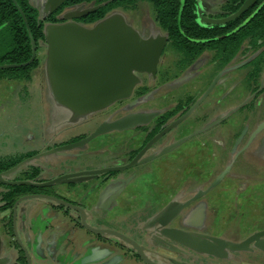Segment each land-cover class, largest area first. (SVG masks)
<instances>
[{
    "label": "flooded vegetation",
    "instance_id": "obj_1",
    "mask_svg": "<svg viewBox=\"0 0 264 264\" xmlns=\"http://www.w3.org/2000/svg\"><path fill=\"white\" fill-rule=\"evenodd\" d=\"M229 1L196 0L197 21L225 24L247 0L225 16ZM68 2L46 20L66 22ZM152 6L164 33L139 35L166 43L128 98L57 118L43 146L37 130L0 136V264H264V45L227 59L233 45L193 38L188 57ZM5 78L26 81L15 94L34 110L35 77Z\"/></svg>",
    "mask_w": 264,
    "mask_h": 264
},
{
    "label": "water",
    "instance_id": "obj_2",
    "mask_svg": "<svg viewBox=\"0 0 264 264\" xmlns=\"http://www.w3.org/2000/svg\"><path fill=\"white\" fill-rule=\"evenodd\" d=\"M65 1L47 0L46 10L54 12ZM254 1L247 0L237 13L216 22L234 19ZM97 8L68 11L64 14L66 22L45 27L52 92L58 102L76 113L97 111L128 98L137 83L134 70H155L166 43L164 37L142 38L120 15L107 16L92 25L74 20ZM36 54L34 46L29 61L0 68L27 66Z\"/></svg>",
    "mask_w": 264,
    "mask_h": 264
},
{
    "label": "trees",
    "instance_id": "obj_3",
    "mask_svg": "<svg viewBox=\"0 0 264 264\" xmlns=\"http://www.w3.org/2000/svg\"><path fill=\"white\" fill-rule=\"evenodd\" d=\"M148 1L154 5L157 11V20L168 31L172 43L183 50L188 57L191 56L189 53L192 52L193 38L208 40L215 37L212 40L215 45L221 47L227 44L233 45V49L225 48L229 50L225 57L227 59H231L235 55L246 39L259 47L264 45V0H257L256 4L240 17L225 24H216L213 27L204 26L197 21L196 0ZM85 2H93L98 8L81 20L85 23H96L107 17L114 9L128 8L131 4H136L137 0H69L67 4ZM244 2L245 0H230L223 7L226 11L225 16L238 11ZM57 13L50 15L47 19L52 22L59 21ZM252 13L253 16H251ZM38 16V9L29 0H0V46L5 48L0 53V63H24L31 58L32 40L39 44L40 40L45 39L44 21L40 20ZM239 25L241 27L236 33L216 39L217 36ZM262 57H264V52H262ZM37 64L38 59L29 66L0 69V77L5 73L26 74Z\"/></svg>",
    "mask_w": 264,
    "mask_h": 264
},
{
    "label": "rangeland",
    "instance_id": "obj_4",
    "mask_svg": "<svg viewBox=\"0 0 264 264\" xmlns=\"http://www.w3.org/2000/svg\"><path fill=\"white\" fill-rule=\"evenodd\" d=\"M29 2L38 9V18L45 21L44 26L46 27L49 24V21L46 20V18L50 12L49 10H46V0H29ZM135 6L136 8H134L133 5V9H130L129 7L114 9L108 14V16H122L138 34L145 38H154L158 33H164V30L155 20V11L151 3L145 0H140ZM93 7H95L94 3L85 2L71 5L68 11L80 12ZM201 9L204 11L203 8ZM199 19H202V15L199 16ZM83 24L92 25L93 23ZM4 50L5 48L0 46V53ZM47 58V45L44 41H41L38 49L39 66L28 72L30 77H35L32 81L36 91L32 105L34 110H30L29 105L26 106V103L28 102L27 99H23L18 94H15L20 83H25V80L19 78H5L0 80V127L3 128L0 132L1 139L4 140L6 137L8 139L14 138V136L22 138V135H25V131L31 129L32 131L37 130L36 133L38 132L39 134V145L43 146L45 142L44 140L51 138V133H49L50 124L59 121L57 119L59 117H64L65 121L70 120L71 114L76 113L56 100L50 89L47 78H44L46 74ZM176 58H181V55L177 54ZM242 61L244 62L245 59L242 58ZM234 68L231 70V74L235 71ZM12 91L13 93H11ZM5 94L8 98H4ZM63 108L64 110L61 111ZM60 112H63L64 114H61ZM259 138V144L262 142L260 147L264 150V133ZM239 224H242V222Z\"/></svg>",
    "mask_w": 264,
    "mask_h": 264
},
{
    "label": "crops",
    "instance_id": "obj_5",
    "mask_svg": "<svg viewBox=\"0 0 264 264\" xmlns=\"http://www.w3.org/2000/svg\"><path fill=\"white\" fill-rule=\"evenodd\" d=\"M213 2H215V0H203V2H201V6L204 7L208 10L214 9V5ZM48 78V69H47V63H46V74L44 76V78ZM0 132H1V127H0Z\"/></svg>",
    "mask_w": 264,
    "mask_h": 264
}]
</instances>
